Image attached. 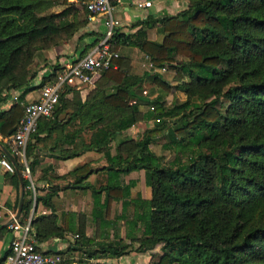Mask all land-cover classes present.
I'll return each instance as SVG.
<instances>
[{"label":"trees","instance_id":"1","mask_svg":"<svg viewBox=\"0 0 264 264\" xmlns=\"http://www.w3.org/2000/svg\"><path fill=\"white\" fill-rule=\"evenodd\" d=\"M59 4L65 7L51 10ZM79 13L70 0H0V138L12 136L9 131L24 114L26 93L56 80L62 70L59 60L38 85L31 86L37 76L33 64L42 52L69 40L86 25ZM155 24L164 33L160 40L147 37L146 28ZM136 26L133 33L116 29L112 49H138L152 67L167 66L180 79L186 75L188 80L178 84L186 99L165 108L160 95L138 98L135 87L142 77L127 71L129 59L122 56L100 71L93 86L80 89L65 84L52 114L38 120L26 145V158L34 174L39 163L35 152L49 138L54 143L48 150L59 147L58 159L87 151L104 158L101 168L85 162L60 176L72 178L70 188L91 192L90 218L96 233L86 235L84 214H57L52 199L60 188L48 185L35 200L51 212L33 215V239L42 242L71 233L76 236L74 250L86 257H119L160 244L161 253L153 264L171 260L175 264H264V0H189L175 15H149ZM92 35L89 30L77 39ZM177 56L185 60L177 64ZM154 82L163 89L170 87L157 72ZM13 90L21 92L4 106ZM222 98L228 101L226 106L218 104ZM139 101L147 104L144 111ZM141 120L155 123L137 138L123 135ZM163 132L167 144L194 148L189 149L186 163L166 166L150 149ZM4 147L22 171L9 143ZM137 169L144 171L149 199L139 193L132 196L135 181L122 180ZM98 173L103 178L91 182L89 177ZM47 175L42 177L49 181ZM11 177L19 188L16 170ZM22 179L20 221L29 215L33 201L29 181ZM114 202L121 203V210L111 218ZM120 221H124L125 240L119 237ZM109 229L115 239H109Z\"/></svg>","mask_w":264,"mask_h":264},{"label":"crops","instance_id":"2","mask_svg":"<svg viewBox=\"0 0 264 264\" xmlns=\"http://www.w3.org/2000/svg\"><path fill=\"white\" fill-rule=\"evenodd\" d=\"M151 2L150 7H142L139 6V4L143 2ZM165 4L167 6V12L169 14L174 15V9L178 6L180 2H177V0H164ZM115 7H118L119 14H118V21L119 26L117 29L120 30L122 33H133L135 32L139 27H133V24L137 21L144 20L147 16L152 15L154 17L159 16L160 12L163 11V0H121V3H114ZM182 4V3H181ZM114 7V8H115ZM89 26L91 27L90 30L97 32V35L93 36H86L83 39L77 40V43L73 45V48L71 49V41H69L66 44H60L59 46H55L51 49H48L43 52V56L48 59V62L53 60L55 57V60L52 62H49V66L43 67L37 74V76L31 81V86L38 85L40 83V80L43 76H46L50 73L52 67L51 65L56 61V58L60 55V60L62 63V66L66 62L73 61L80 57V51L85 47V45L89 44L91 41H94V39H97L98 41L91 47L93 48L96 46L100 40L103 37L104 34V25H103V19L102 17H95L93 19H89ZM80 36V34L78 35ZM90 48V49H91ZM89 49V50H90ZM135 50V49H133ZM138 51V49H136ZM75 51V52H74ZM75 55L74 57L70 58L69 55ZM82 57V56H81ZM100 75L94 76L93 80L87 83H80L77 80H72L68 83L70 86H76L77 88H84L88 86H93L95 83L97 77ZM41 88V87H40ZM40 88L33 89L26 93L24 96V102L26 103L32 99H35L38 97ZM86 90L83 89V93ZM20 90H13L11 91L12 98L4 105L8 106V104L11 102L12 99H15L20 94ZM64 113L59 115V118L61 119L64 117ZM7 139L0 138V159L3 158L5 154V147L4 144H7ZM52 138L46 139L39 143L40 150H36L35 154L37 155L39 159V163L36 166L35 173L31 174V181L34 185V188L36 186V189L38 187V194H44L48 190V185H57L60 190L58 193L53 196V204L55 206V210L57 214H61L62 212L71 211L77 214H84L86 215V211L90 210V205L86 206V203L80 205L79 202L77 204H71L68 201H63L62 205L60 206V201L62 197L67 196L69 191H74L78 193V189H72L69 187L70 182L72 181L71 177H67L66 179L60 178L61 175H64L68 171L76 168L82 163L89 162L91 165L94 164L92 161L93 159H97L98 153L95 151H87L82 153L79 156L68 158V159H58L57 156V150L59 147H57V150L49 151L48 147H51L53 145ZM65 148H69L67 145L64 146ZM103 161H101L100 164L94 166L95 168H101L103 165H105ZM49 167V170L46 173L42 172V169ZM47 177L49 178V181L46 179H43L42 175L47 174ZM12 173L5 171L4 167L0 164V261L2 257L4 256V253L9 249V244L11 240L16 236L18 233L13 232L8 228L9 222L12 220V216L17 214L19 203L21 197L24 195V185L23 190L19 181V188L15 186L14 181L12 179ZM91 178H89L90 180ZM29 181V179H28ZM91 181V180H90ZM63 182V184H62ZM28 188V186H27ZM37 193H32V206L29 215H39V214H48L51 212V209L47 206L42 205L41 203H36L35 196ZM87 203H90L87 201ZM91 204V203H90ZM92 205V204H91ZM22 210V209H21ZM92 210L90 211V213ZM120 212V211H119ZM20 221L21 219V213L17 217ZM23 218V217H22ZM25 217L23 218V222ZM95 225V224H94ZM7 226L6 229H3V227ZM95 229L96 226L93 229L91 227L85 226V233L87 236H94L95 235ZM33 233V230H32ZM31 233V234H32ZM119 237L125 240L124 236V221H120L119 224ZM108 237L109 239H115V234L113 232V229H109L108 231ZM31 238L33 239L32 235ZM74 236L71 233L65 234L63 238H57L53 237L50 239H47L42 242H36V245L38 249L41 252L44 253H59L65 258L64 264H147L149 262V257H151V254L149 252H137L136 250L132 249L127 254L119 256V257H86L85 253H82V251L74 250ZM128 242V240H127ZM135 244V243H134ZM154 252V251H151ZM149 255V257H148Z\"/></svg>","mask_w":264,"mask_h":264},{"label":"built area","instance_id":"3","mask_svg":"<svg viewBox=\"0 0 264 264\" xmlns=\"http://www.w3.org/2000/svg\"><path fill=\"white\" fill-rule=\"evenodd\" d=\"M82 3L89 19L102 17L105 29L102 39L82 57L66 62L54 82L43 85L38 97L23 103L24 114L12 136L7 140L13 154L18 157L23 166L20 171L21 175L29 179L28 188L32 190L33 194L35 188L31 181V170L26 158V145L31 134L37 129L38 120L52 114L65 84L72 80H77L80 83L90 82L94 76L100 75L101 70L112 66V60L119 56L118 51L112 49L111 39L119 26L118 19L112 13L115 7L114 3H121V0H84ZM150 4L151 2L147 1L139 6L150 7ZM0 164L7 172L15 171L14 165L6 156L0 159ZM32 218L30 214L25 217L23 222H20L15 215L12 216L8 228L18 234L11 240L8 253L3 256L0 264H64L65 258L61 254L44 253L38 249L35 241L31 238Z\"/></svg>","mask_w":264,"mask_h":264},{"label":"rangeland","instance_id":"4","mask_svg":"<svg viewBox=\"0 0 264 264\" xmlns=\"http://www.w3.org/2000/svg\"><path fill=\"white\" fill-rule=\"evenodd\" d=\"M72 2H76V5L80 11L79 16L81 19H86L87 23L84 27L79 28L76 33L74 34V36L72 38H70L69 40L61 43L66 44L69 41H71L70 45H71V49L73 48V45L75 43H77V39L78 35L83 34L86 31L90 30V26H89V18H88V13L83 5L82 2H78L75 0H70ZM177 2H180L178 4L177 7H175L174 9V15L179 13L181 10H183L184 8L187 7L189 0H177ZM182 3V4H181ZM167 6L165 4V1L163 0V11L160 12L159 16H163L166 14H169L167 12ZM65 6L62 4L56 5L55 7H53L51 10L54 11H60L64 8ZM113 15L115 16V18L118 17L119 14V9L118 7H115L112 11ZM172 15V14H169ZM147 30V37L149 39H153V40H160L162 38V34L164 35V33H162L161 31V25H154L152 27L146 28ZM92 31V30H91ZM93 35H97L98 33L95 31H92ZM92 35V36H93ZM86 37V36H85ZM84 38V37H83ZM81 38V39H83ZM98 40L94 39V41H91L89 44L85 45V47L82 49V51H80V57L81 55L83 56L84 52L88 51ZM69 44V43H68ZM75 52V51H74ZM83 52V53H81ZM77 54V53H76ZM74 53V55H69L68 57L72 58L76 55ZM118 54L119 56L122 57H128L129 62L128 64H126V69L128 72H130L131 74H135L139 77H142V80L140 81L139 85H137L135 87V94L141 98H154L157 95L162 96L163 100H164V107L165 108H171L172 105L174 103H182L185 101L186 96L184 94L183 91H181L178 88V84L181 83L182 81H187L188 77L186 75H183V79H180L178 77V75L176 74L175 70L165 66L164 68H155L152 67L150 65L149 59L147 58V56H145L141 51H137L136 49L133 50L129 47H125L122 48L120 50H118ZM77 56V55H76ZM55 60V57L54 59ZM53 60L49 61L52 62ZM60 60V55H59V59L56 58V61ZM183 60H185L184 57L181 56H177L176 57V63L179 64L181 63ZM56 61H54L53 64L56 63ZM49 62L48 59L45 58L43 56V52L42 55H39L38 57H36L35 62L33 64V70H37V74L39 73V71L41 69H43V67H47L49 66ZM61 62V61H60ZM52 67V65H51ZM157 72L158 74L161 75V78L170 86L169 89H163L161 86H158L157 84H155L154 82V73ZM146 73H148V75L146 76ZM100 79V76L97 77L95 83L93 85H95L98 80ZM134 100H137V98H134ZM140 102V101H139ZM220 106H226L228 104V101L224 98L219 100L218 103ZM147 104H144L142 102H140V110L144 111L147 108ZM155 121H144L141 120L139 122H137L135 125H133L131 128H129L128 130H126L124 132L123 135H126L127 138H137L145 129L150 128L154 125ZM167 138L165 137L164 132L159 135L158 137H156L153 142L150 144V149L158 156L162 157L163 163L166 166H178V165H182L183 163H186L188 160V157L190 155V153L194 148L192 146H190L189 148H179L176 147V145L174 144H167ZM116 144L113 142V147ZM197 151V149H195V152ZM97 159H93L92 161L94 162L93 165H91L92 167L98 165L101 163V161H103L104 163L105 160L103 157H101L100 154L97 155ZM89 178H91V182L97 183L98 180H100V178H103V176H101L100 173L98 174H93L91 175ZM68 179V178H67ZM134 180L135 184L131 189L132 192V196H135L137 193L140 194L142 199H149L151 196V192H150V188L148 186H146L145 181H144V171L142 169H137V170H133L131 171L129 174L123 175L122 176V180L124 182H128L129 180ZM63 184V182H62ZM36 190L38 191V187L36 189L35 186V190L34 193H37ZM79 191V190H78ZM65 197H62L61 199H59L60 201V206L62 205V202L64 201H68L71 204H77V202H79L80 205L86 203V206L90 205V210L88 209L86 211V220L85 223L87 224V226L91 227V229L94 230L95 225L93 222H91V213L90 211L93 210V205L92 204V196H91V192L87 189L85 190H80L78 193L74 192V191H69L67 196L64 195ZM77 201V202H76ZM90 202V203H87ZM97 208V207H96ZM95 208V209H96ZM121 210V203L120 202H114L112 203L111 206V210H110V217L112 218L114 215L119 214ZM132 211L129 209V215H131ZM120 222L118 223L119 226ZM134 246H137V244H134ZM161 245H156L155 247H153L151 250L145 251V252H149L151 254V257H149V262L147 264H153L157 259H158V254H160L161 250H160ZM154 251V252H151ZM146 264V263H145ZM169 264H175V262L173 260H171L169 262Z\"/></svg>","mask_w":264,"mask_h":264},{"label":"water","instance_id":"5","mask_svg":"<svg viewBox=\"0 0 264 264\" xmlns=\"http://www.w3.org/2000/svg\"><path fill=\"white\" fill-rule=\"evenodd\" d=\"M15 130V127L12 128L9 133L13 132ZM5 154L8 156L9 160L12 162V164L14 165L15 167V170H16V173H17V176L19 178V181H20V184H21V187H22V190H23V179H22V175H21V172L20 170L18 169L17 167V164L15 162V160L13 159L12 155L7 151L5 150ZM22 203H23V196L21 197L20 199V203H19V207H18V211H17V214H16V218L19 216V214L21 213V209H22Z\"/></svg>","mask_w":264,"mask_h":264}]
</instances>
